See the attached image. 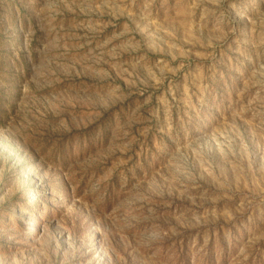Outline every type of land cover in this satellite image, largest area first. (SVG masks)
<instances>
[{
  "label": "rangeland",
  "instance_id": "1",
  "mask_svg": "<svg viewBox=\"0 0 264 264\" xmlns=\"http://www.w3.org/2000/svg\"><path fill=\"white\" fill-rule=\"evenodd\" d=\"M0 264H264V0H0Z\"/></svg>",
  "mask_w": 264,
  "mask_h": 264
}]
</instances>
